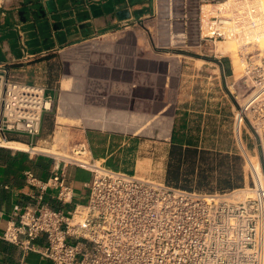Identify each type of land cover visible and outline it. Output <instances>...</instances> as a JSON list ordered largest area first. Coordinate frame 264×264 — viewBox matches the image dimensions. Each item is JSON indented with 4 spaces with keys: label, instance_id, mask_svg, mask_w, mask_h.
<instances>
[{
    "label": "built area",
    "instance_id": "1",
    "mask_svg": "<svg viewBox=\"0 0 264 264\" xmlns=\"http://www.w3.org/2000/svg\"><path fill=\"white\" fill-rule=\"evenodd\" d=\"M195 19L199 48L234 39L252 42L259 8L254 0H199ZM206 7H211L205 12ZM184 34L181 41L187 39ZM223 65V64H222ZM242 81L253 87L234 118V136L246 157L251 195L186 191L161 180L112 170L94 158L87 141L70 154L30 151L50 157L52 175L24 173L38 194L32 205H16L4 235L7 243L38 253L52 264H264V61L248 62ZM249 86V87H250ZM235 84L232 88H235ZM236 91V90H235ZM234 95V93H233ZM56 96L45 86L19 81L0 62V140L25 136L35 149L46 115L54 112ZM245 135L255 136L261 172L251 163ZM91 173L86 205L73 210L74 188L67 169ZM57 191L61 208L45 201ZM242 192V191H240ZM45 238L39 246V238Z\"/></svg>",
    "mask_w": 264,
    "mask_h": 264
},
{
    "label": "crops",
    "instance_id": "2",
    "mask_svg": "<svg viewBox=\"0 0 264 264\" xmlns=\"http://www.w3.org/2000/svg\"><path fill=\"white\" fill-rule=\"evenodd\" d=\"M199 11V0H0V62L17 80L45 86L48 94H58L62 100L54 119L50 114L45 116L35 149L46 152L38 146L49 147L60 132L67 135L68 144L72 131L84 132L88 143L90 133H96V141L103 139L95 142L96 160L112 170L152 176L147 170L144 173L148 159L142 156L141 140L105 129L104 110L95 103L105 100L106 90L117 83L119 94L122 85L125 89L128 85L124 104L132 106L136 114L147 115L156 109L155 115L169 111L181 115L177 104L183 97L182 87L174 96L173 85H184L190 68L186 66L189 61L179 59L174 52H188L190 49L184 48L190 41L199 42L195 21ZM183 34L187 37L184 45L178 43ZM159 85L163 88L161 107L154 103ZM144 100L148 104L144 105ZM60 118L69 122L61 123ZM144 129H135L136 134ZM167 131L163 128L161 134ZM7 142L30 147L25 136L9 135ZM30 151L0 146V264H52L38 253L25 252L1 238L14 207L35 203L38 191L27 184L24 173L32 171L43 180L52 175V159ZM166 157L158 175L164 182L170 149ZM67 172L74 202L65 209L73 210L89 201L85 184L90 182L91 173L75 166ZM56 195L57 191L50 189L45 201L58 209L62 206ZM37 244L44 246L45 238H39Z\"/></svg>",
    "mask_w": 264,
    "mask_h": 264
},
{
    "label": "rangeland",
    "instance_id": "3",
    "mask_svg": "<svg viewBox=\"0 0 264 264\" xmlns=\"http://www.w3.org/2000/svg\"><path fill=\"white\" fill-rule=\"evenodd\" d=\"M257 7L260 12H263L264 0H258ZM210 10L211 7L205 8V12ZM262 22L264 23V19H262ZM263 23L261 28H264ZM255 39L252 42L244 43L227 39L216 45L211 43L204 45L203 48H195L199 42L192 40L189 42L190 46L184 48L186 50L190 49L188 52H174L179 59L189 61L186 66L190 68L186 70V74L190 76L186 78L187 82L184 85H178L177 83L173 85L174 96L177 95L178 90L181 91L182 87L183 97L179 104L176 103L177 107L181 108V111H178L181 115L174 116L171 114L172 111L155 115L156 109L152 111L153 113L147 115L136 114L134 109H130L132 106L124 104L125 98L129 94L128 85H126V89L122 85L120 94L118 93L120 85L117 83L112 84L106 90V99L95 103L96 106H102L104 110L105 129L113 130L122 135L133 136L140 139L143 144L142 156L144 159H148L146 160L148 165L143 167L144 173L147 170L152 176L149 177L140 173L138 176L159 180L158 175L162 169V164L163 166L166 165L167 152L171 149L173 134L179 140L193 139L201 146L202 152L207 153V161H201L197 173L200 169L205 168L207 171L205 174L209 178L201 185L195 180L189 183L182 180L180 185L186 184L194 189L220 193V176L227 177L228 174L233 176L235 173L241 172L245 177L244 187L234 191H242L252 186V180L246 165V157L239 150L234 136V118L239 105H242L253 91L252 86L242 81L246 63L259 64L264 61V47L261 45L258 36ZM178 43L184 45L182 41ZM229 44H235L237 51L224 53L219 50ZM178 70L179 68H176L175 73ZM234 84L236 87L232 88ZM145 87L154 88L155 85H146ZM162 96L163 88L162 85H159L158 90H155L154 93V98L158 97V100L154 101L158 107L163 104L160 99ZM61 102L62 100L57 94L54 112L49 115L51 119H54L59 112ZM145 103L148 104L144 100L143 104L145 105ZM88 104V101H86L85 108ZM90 105L94 106L92 102ZM60 114L64 115L63 112ZM124 115L127 116V119H123ZM59 121L61 123L69 122L63 118H60ZM139 127L145 129L136 134L135 129H139ZM163 128L168 129V134H164V136L161 134ZM72 132L69 136V144L67 135L60 132L57 133L55 139L50 140L49 147L38 146V148L50 153L68 155L74 145L87 141L84 132ZM253 137L245 135L243 140L247 146L251 163L261 172L257 159L260 150L256 149L255 136ZM246 195L250 196L251 193H237V196L241 197Z\"/></svg>",
    "mask_w": 264,
    "mask_h": 264
},
{
    "label": "trees",
    "instance_id": "4",
    "mask_svg": "<svg viewBox=\"0 0 264 264\" xmlns=\"http://www.w3.org/2000/svg\"><path fill=\"white\" fill-rule=\"evenodd\" d=\"M229 70V69H228ZM231 73V71H229ZM96 133H90L89 143L94 157H97V152H95V142L101 143L102 140L96 141L93 135ZM115 137V136H114ZM120 138V137H119ZM172 146L170 149V159L168 165V175L166 183L174 188L186 190V191H197L204 193H215L216 191H203L200 189H194L188 185H180V181L185 182L197 181L199 185L203 184L209 177L206 169L202 168L198 171V166L201 161H207L206 154L200 152L196 147L195 143L191 139L179 140L173 135ZM194 143V144H193ZM132 149L131 151H133ZM239 159V158H236ZM109 167V165H107ZM109 168H112L111 166ZM128 173L134 174V172L129 171ZM220 193L232 192L236 189L244 187L245 177L241 172L235 173L233 176L228 174L227 177L220 176Z\"/></svg>",
    "mask_w": 264,
    "mask_h": 264
},
{
    "label": "bare ground",
    "instance_id": "5",
    "mask_svg": "<svg viewBox=\"0 0 264 264\" xmlns=\"http://www.w3.org/2000/svg\"><path fill=\"white\" fill-rule=\"evenodd\" d=\"M255 6H258V0H254ZM263 10V9H262ZM262 19H264V10L263 12H258L256 14V16L254 17V22H255V27H254V36L258 38H260V41H261V45H263L264 47V28H261L262 26ZM264 24V23H263ZM261 29V30H260ZM260 32V33H259ZM260 35V36H259ZM264 49V48H263ZM221 52H236L237 51V47L235 44H229V45H226L222 48L219 49ZM0 146L2 147H9V148H13V149H18V150H26V151H30V147L28 148L26 145H23V144H20V143H16V142H5V141H1L0 140ZM37 151L36 149H31V151ZM43 151V150H42ZM40 152V151H39ZM138 175V174H137ZM141 177V176H139ZM241 191V190H240ZM240 191L236 192V193H239ZM242 192L244 193H251V191L249 190H242ZM248 195L244 196V197H247ZM238 198H242L241 196H238Z\"/></svg>",
    "mask_w": 264,
    "mask_h": 264
}]
</instances>
